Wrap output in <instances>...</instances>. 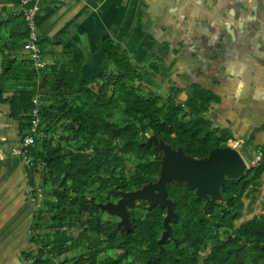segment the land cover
Returning <instances> with one entry per match:
<instances>
[{
  "label": "trees",
  "instance_id": "obj_1",
  "mask_svg": "<svg viewBox=\"0 0 264 264\" xmlns=\"http://www.w3.org/2000/svg\"><path fill=\"white\" fill-rule=\"evenodd\" d=\"M29 33L19 15L8 36L0 37V101L8 103L9 116L24 134L39 95L43 135L32 149L30 169L43 192L32 224L42 264H54L52 256L79 248L84 250L72 264H264V203L261 212L237 224L246 215L248 191L253 192L250 204L258 198L264 154L241 177L224 181L222 200L207 202L185 183L169 185L178 214L161 254L153 224L163 223L166 208L137 201L130 208L132 229L122 233L116 230L118 221L106 218L98 205L158 179L162 152L148 143L154 134L197 158L228 145L231 137L206 115L208 90L196 85L180 100L181 88L165 87L158 79L159 56L137 62V52L111 34L100 36L105 54L96 76L74 86L67 80L80 67L74 48L63 44L69 62L37 70L24 46ZM37 43L44 55L57 50L42 39ZM6 89L9 95L2 97ZM109 179L111 190L100 188Z\"/></svg>",
  "mask_w": 264,
  "mask_h": 264
},
{
  "label": "crops",
  "instance_id": "obj_2",
  "mask_svg": "<svg viewBox=\"0 0 264 264\" xmlns=\"http://www.w3.org/2000/svg\"><path fill=\"white\" fill-rule=\"evenodd\" d=\"M38 2L39 39L57 49L45 53L48 64L70 61L64 43L74 48L80 67L67 77L70 84L96 76L105 54L100 36L111 34L137 52V62L159 56L158 79L181 88L180 100L196 85L208 90L206 115L231 137L228 145L242 140L249 158L264 148V0ZM19 5L20 0H0L1 38L10 33ZM2 58L0 52V74ZM95 64L97 72L89 77ZM8 95L6 89L1 96ZM23 136L8 103L0 101V264H32L40 249L32 227L37 210L32 198L39 187L30 166L11 152Z\"/></svg>",
  "mask_w": 264,
  "mask_h": 264
},
{
  "label": "water",
  "instance_id": "obj_3",
  "mask_svg": "<svg viewBox=\"0 0 264 264\" xmlns=\"http://www.w3.org/2000/svg\"><path fill=\"white\" fill-rule=\"evenodd\" d=\"M148 143H153L163 153L158 179L149 181L140 189L120 192L121 197L117 202H101L98 205L103 211L121 217L116 230L122 233L132 229L130 208L137 201L166 208L163 220L165 229L158 241L161 254L165 250L164 243L173 237L171 221L178 214L175 201L168 195V186L185 183L207 202L210 199L222 200L224 181L241 177L248 169V163L239 149L230 145L214 148L207 156L197 158L188 155L182 146L173 147L156 134L148 138Z\"/></svg>",
  "mask_w": 264,
  "mask_h": 264
},
{
  "label": "built area",
  "instance_id": "obj_4",
  "mask_svg": "<svg viewBox=\"0 0 264 264\" xmlns=\"http://www.w3.org/2000/svg\"><path fill=\"white\" fill-rule=\"evenodd\" d=\"M41 9V5L38 2V0H20V5L18 7V15L22 16L25 21L28 23V27L30 30L29 38L25 42V49L31 52V57L34 63L35 68L38 70L48 64V61L46 59V56L44 55L41 47L38 45L39 40V34L37 30V23H36V17ZM34 108L32 110V118L30 123V129L19 142L18 145L14 146L12 148V154L15 156H18L24 160L26 164H28L30 167L33 165V154L32 149L37 144V136L43 135L40 133V123L41 118L38 111V105L40 103L39 95H36L33 98ZM230 146L235 147L238 149V147H241L242 140L235 139L230 141ZM264 154V148L259 147L257 150L256 155L254 156L253 165H256L262 158ZM42 198V190L40 188L37 189L35 196H33L32 200L36 206L37 209L42 207L41 203ZM51 256V254H50ZM42 256L37 254L34 256L30 262L32 264H42ZM54 264H62L61 258L57 256H52Z\"/></svg>",
  "mask_w": 264,
  "mask_h": 264
},
{
  "label": "rangeland",
  "instance_id": "obj_5",
  "mask_svg": "<svg viewBox=\"0 0 264 264\" xmlns=\"http://www.w3.org/2000/svg\"><path fill=\"white\" fill-rule=\"evenodd\" d=\"M97 72V64H95L94 65V69H93V71L88 75L89 77L90 76H92V75H95V73ZM27 132L28 131H24V134L23 135H25V134H27ZM140 136V138L142 139V140H145V139H147V136H141V135H139ZM240 147H238V149H239ZM241 149V152H242V154L245 156L244 158H245V160L247 161V163H248V168L249 167H251L252 165H253V161H254V158H249V156H248V153H247V151L245 150V148H244V146L243 147H241L240 148ZM162 152V151H161ZM162 155H163V153H162ZM264 179V178H263ZM112 180H106L104 183H102L101 185H100V188H102L103 190H111V186H112ZM93 190H95V186L93 187ZM253 194V192H252V190H249L248 191V196L245 198V203L247 204V206H246V215H245V217H243V218H241L240 220H238L237 221V224H240L241 222H243V221H245L247 218H249L254 212H261V210H262V208H263V203H264V182H263V184H262V187H261V190L257 193L258 194V198H257V200L254 202V203H251L250 204V202H251V195ZM250 205H251V207H250ZM105 217L106 218H111V219H113V220H115V221H119L120 219H121V217L120 216H118V215H109V213L107 214H105ZM164 225H163V223H161L160 221L159 222H157V223H155V224H153V234L155 235V236H162V233H163V231H164ZM153 235V236H154ZM84 249L83 248H79V249H77V250H73V251H70V252H68V253H66V254H62V255H60L59 257L62 259L61 260V262H62V264H72V261H71V259L73 258V257H75V256H77V255H79L80 253H81V251H83ZM58 257V256H57ZM217 260H214V262H216Z\"/></svg>",
  "mask_w": 264,
  "mask_h": 264
},
{
  "label": "bare ground",
  "instance_id": "obj_6",
  "mask_svg": "<svg viewBox=\"0 0 264 264\" xmlns=\"http://www.w3.org/2000/svg\"><path fill=\"white\" fill-rule=\"evenodd\" d=\"M66 49V48H65ZM43 50V49H42ZM92 80V79H91ZM34 155V154H33ZM43 193V192H42ZM49 247V246H48ZM44 250V249H43ZM26 253V252H25Z\"/></svg>",
  "mask_w": 264,
  "mask_h": 264
},
{
  "label": "flooded vegetation",
  "instance_id": "obj_7",
  "mask_svg": "<svg viewBox=\"0 0 264 264\" xmlns=\"http://www.w3.org/2000/svg\"><path fill=\"white\" fill-rule=\"evenodd\" d=\"M262 6L264 7V3L262 4ZM117 201H118V200H117ZM117 201H116V202H117Z\"/></svg>",
  "mask_w": 264,
  "mask_h": 264
}]
</instances>
